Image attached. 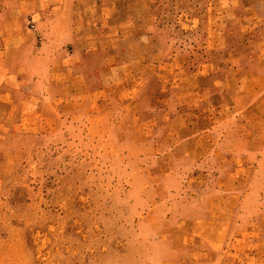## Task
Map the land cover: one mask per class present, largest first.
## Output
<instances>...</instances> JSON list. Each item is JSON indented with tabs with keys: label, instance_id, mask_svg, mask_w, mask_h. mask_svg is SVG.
Returning a JSON list of instances; mask_svg holds the SVG:
<instances>
[{
	"label": "rangeland",
	"instance_id": "rangeland-1",
	"mask_svg": "<svg viewBox=\"0 0 264 264\" xmlns=\"http://www.w3.org/2000/svg\"><path fill=\"white\" fill-rule=\"evenodd\" d=\"M0 264H264V0H0Z\"/></svg>",
	"mask_w": 264,
	"mask_h": 264
}]
</instances>
